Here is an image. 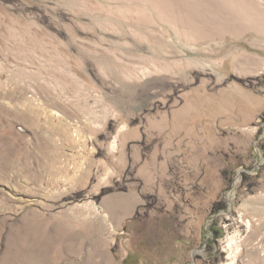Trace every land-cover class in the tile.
Masks as SVG:
<instances>
[{"label": "rangeland", "instance_id": "1", "mask_svg": "<svg viewBox=\"0 0 264 264\" xmlns=\"http://www.w3.org/2000/svg\"><path fill=\"white\" fill-rule=\"evenodd\" d=\"M0 264H264V0H0Z\"/></svg>", "mask_w": 264, "mask_h": 264}]
</instances>
